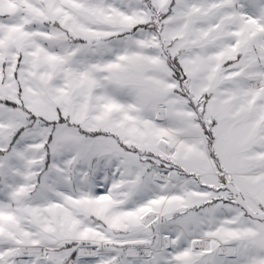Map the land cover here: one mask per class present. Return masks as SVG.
<instances>
[{"label":"snow or ice","instance_id":"snow-or-ice-1","mask_svg":"<svg viewBox=\"0 0 264 264\" xmlns=\"http://www.w3.org/2000/svg\"><path fill=\"white\" fill-rule=\"evenodd\" d=\"M0 264H264V0H0Z\"/></svg>","mask_w":264,"mask_h":264}]
</instances>
